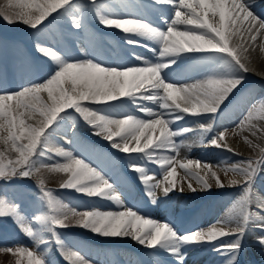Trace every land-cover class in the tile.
<instances>
[{"label":"snow or ice","instance_id":"snow-or-ice-1","mask_svg":"<svg viewBox=\"0 0 264 264\" xmlns=\"http://www.w3.org/2000/svg\"><path fill=\"white\" fill-rule=\"evenodd\" d=\"M258 7L264 8V0H8L0 8V18L39 33L44 39L37 38L34 47L52 67L46 79L16 90L7 87V72L0 69V182L35 177L39 204L28 216L14 196L0 190V224L11 220L33 245H4L0 251L15 256V264H57L50 253L54 245L66 264H97L94 255L73 248L60 231L80 227L104 238H130L161 256L158 264H185L187 250L204 245L219 254L221 264H240L246 241L264 255V197L253 190L264 172V147L244 136L260 154L241 157L228 143V131L216 130L229 118L228 108L222 107L228 102L243 112L235 125L241 134H264V96L245 109L253 90L240 92L251 71L249 51L257 46L264 51V18L256 12ZM89 16L104 28L118 30L126 45L145 48L152 57L133 51L123 63L100 58L91 43L95 36L88 32ZM58 21L66 22L71 47H57L63 35L50 29ZM80 33L88 39L82 40ZM189 62L200 78L176 82L181 65ZM21 71L31 74L32 69L27 64L14 68L15 73ZM189 116L196 118L195 127H173ZM204 117L207 122H200ZM78 121L125 154L126 167L137 174L153 204L158 192L163 198L182 193L185 182L193 193L239 186L240 194L226 215L184 232L173 222L141 214L126 203L131 193L122 194L123 185L112 178L116 162L79 136ZM189 133L199 146L240 159L229 163L224 157L219 171L198 158L178 159L181 147L193 145L177 138ZM61 137L67 147L53 150L54 138ZM149 164L160 169L161 179L149 174ZM43 170L67 174L60 188L97 203L66 202L47 187ZM221 171L232 174L228 183ZM103 202L116 210H102Z\"/></svg>","mask_w":264,"mask_h":264},{"label":"rangeland","instance_id":"rangeland-1","mask_svg":"<svg viewBox=\"0 0 264 264\" xmlns=\"http://www.w3.org/2000/svg\"><path fill=\"white\" fill-rule=\"evenodd\" d=\"M5 3L7 4L8 0H0V8L5 7L3 6V4ZM90 23H94L93 25H96L98 28H100L101 26L97 21L94 20H91ZM101 28L103 27L101 26ZM24 30L31 31L32 29L19 22L15 24H8L2 18H0V33ZM60 32H62L65 37L67 36L66 38H71L67 35V32H64L63 30H61ZM93 32L94 31H92L91 35L96 37L97 34ZM79 35L82 40L88 39V37H86L83 33H80ZM110 38L111 37H105L104 39H102L103 41L101 40V45L106 51L109 49H115L113 45H115L117 41L119 44H122L121 42H123L124 40L123 36L121 35H119V37L117 36L116 40L113 37L112 39ZM96 39L97 38H95L94 41H91L93 45L95 43L97 44V42L100 41ZM27 41L28 39L26 37H23L22 40L16 42L15 47H17L18 49H23V45L29 44V42ZM126 50L128 53L134 51L130 47H128ZM27 55L29 57H25L27 62H25L23 67L26 64H28L29 66L31 65V74H25L23 71L19 73L14 72L13 75H15L17 78H15V76L13 77V79L15 80H10L8 78V88L16 90L20 86L29 82L47 78V76L41 77L39 75V71H41V69L38 68L37 65H34L35 60H31V55L29 53ZM50 70L51 68H49V71ZM247 77H249V75ZM13 81H15V85L12 84ZM179 83H182V81H180ZM258 97H262V95L256 97L254 96V98L256 99ZM229 109H231V111H229V118L220 121L216 125V130L222 131L226 129L228 131V143L235 151L241 154V157L258 156L260 154L259 150L253 149L244 140V136H248L249 139L253 140V143L259 144L261 147H264V134L257 133L256 136H251L247 131L241 134L235 127L241 116L234 115L237 110L233 109V107L228 108V110ZM135 114L143 115L139 112H136ZM186 122L188 124H186ZM200 122H207V120H204V118H202ZM182 125L195 127L196 118L190 116L186 117L185 120L173 125V127L178 128ZM76 130L84 141H87L88 143L95 145L100 149H103L116 162L117 170L112 173L114 174L112 175V178L115 181H119L120 184L123 185V188L121 189L122 194L125 191H129L131 193L130 197L126 198V203L128 204V206L134 207V210H137L141 212V214H146L152 218L161 221L173 222L181 232L193 230L198 227L203 228L209 226L217 218L226 215L225 211L230 207L232 201L240 194L241 189L239 186L223 189H218L214 186L211 192L197 191L193 193L187 188V184L185 182V188L182 193L176 191L170 194L168 198H163L162 195L158 192V202L156 204H153L145 196L144 186L138 179L137 174L129 171L126 167L123 153H119L116 150L112 149L107 141L102 140L98 136L92 135L90 129L86 127L82 121L77 122ZM233 132H235L236 134L232 135ZM54 141H56L55 138L53 142ZM58 143L59 145L50 147L53 150L59 146L67 147V145L64 144L63 140L62 142L58 141ZM191 144L194 148L191 147L189 149L187 147H181L180 154L177 157L178 159L198 158L202 161L210 162L213 168L218 171L220 170L218 167L219 162L224 157H229V163L240 159V157H232L229 153L223 152L215 147L199 146L198 142L196 141V137L193 134ZM14 155L15 154L13 153L12 156L14 157ZM119 156L121 157V159ZM119 159L121 160V162ZM88 162L92 161L89 160ZM93 166L96 165L94 164ZM148 168L150 170V175H155L157 179L162 178L161 171L156 165L149 164ZM178 172H180V176H183V170H178ZM220 174L221 179L225 183H228V180L232 177L231 173L228 176H225L221 171ZM43 176L46 180L47 187L56 189V194L65 198L66 202L68 200H71L74 203L81 205L97 203L95 199H89L72 190L60 188V184L67 178V174L52 173L47 170H43ZM236 178L242 179V177L239 176H237ZM193 184L194 186L199 187V185H197L194 180ZM0 190L6 191L9 195L14 196L17 202L20 203L22 211L28 216H31L39 208V204L36 200L37 187L35 177L31 179L24 178L18 181H14L11 184L0 182ZM253 190L260 196L264 197V172H261L260 175L256 178ZM100 207L102 210H116L115 206L108 202H103V204L101 203ZM60 231L62 232V236L66 240V242L73 248H78L83 251H89L92 255H94L97 264H158V261L162 258L161 256L152 253L150 250L144 248L130 238H104L80 227L61 229ZM4 245H26L29 247H33L32 242L11 220H7L3 224H0V246ZM246 245V250L242 252L240 257V264H264V255H261L259 247L252 244L251 241H246ZM187 251L188 256L185 264H221V257L219 256V254L211 250L210 245H204L198 248H189ZM50 253L52 258L57 261V264H66V262L61 258L60 254L56 251L54 245L50 249ZM15 260L16 257L12 254L0 251V264H15Z\"/></svg>","mask_w":264,"mask_h":264},{"label":"bare ground","instance_id":"bare-ground-1","mask_svg":"<svg viewBox=\"0 0 264 264\" xmlns=\"http://www.w3.org/2000/svg\"><path fill=\"white\" fill-rule=\"evenodd\" d=\"M5 5H6V3L3 4V6H5ZM256 12L258 14H260L262 18H264V8H259L258 7L256 9ZM91 20L92 21L93 20L96 21L94 17L89 16L87 23L90 22ZM97 25H99V24H97ZM100 28H101V26H100ZM102 29H103L102 33H98L96 35V37H95V38H97L100 41H101L103 36H108V37H113V38L117 37V36L119 37V35L122 36V34L118 30L107 29V28H104V27ZM61 30H63L64 32H67V24H66V22H63V21L55 22L51 26V29H50V31H54L57 34L63 35V33L60 32ZM42 31H43V29H42ZM92 31H93L92 28L90 26H88V32L90 34H92ZM23 37H26L28 39L27 42H29V44L23 45V49H21V48L18 49L17 47H15L16 42L19 41V40H22ZM66 37H65V35H63V40H62V42L60 44L57 45V47H65V46L71 47L72 46V38H66ZM37 38H40L41 40L44 39L43 37H40V34L36 33L34 30H31V31L24 30V31L0 33V69L6 70L7 76H8V78L10 80H15V79H13V77L15 76V75H13L14 74V68H16L17 66H19L21 68L23 67L25 62H27L25 57L28 56L27 55L28 53L32 57L31 60L32 59L35 60L34 65H37L38 68L41 69V71H39L40 72L39 75L41 77H44V76L48 75L49 68H51L52 65L49 63V61L47 59H45L35 49L34 42L37 40ZM110 39H112V38H110ZM260 43H262V41H260L259 38H258L257 44L259 45ZM46 46H52V44L49 43V42H46ZM81 46H83V45H81ZM113 46H114L115 49H113V50L109 49L107 51L104 50V49L100 50L98 48V45H96L94 47L99 49V52H97L96 54L100 55V58L106 59L109 62H112V60H114V59L117 60V62H119V63L125 62V60H127L128 56H129V53L126 50L128 47H130L131 49L136 51V53H139V54H141V55H143L145 57H149V58L152 57V53L149 52L147 49L142 48V47L133 48L131 46L126 45L124 40H123L122 44L117 43L116 45H113ZM121 57L124 58V59H118V58H121ZM28 59H30V58H28ZM129 63H135V62L134 61H129ZM247 63H248V67L250 68L251 71L248 74L249 77H247L244 86H242V88L240 89V92H244L245 89H252L253 90V94L247 100V103H245L243 105V107L245 109L247 108L248 104H251L254 100H256V98H254V96L255 97L259 96V95L264 96V78H262V77H264V51H262L259 46H257L254 49L250 50L249 53H248V61H247ZM181 69H182V72H181L180 76L177 78L176 82L182 81V83H190V82L193 81V79L200 78L199 74H194V65L191 62L181 65ZM15 78H17V77L15 76ZM14 82L15 81H13L12 84H14ZM239 94L240 93L238 92L235 95L238 96ZM245 95L247 96L248 94L246 93ZM234 99H235V96L230 98V100H234ZM227 103L228 102H226L225 107L232 108L231 105L229 103L228 104ZM93 107H95V106L93 105ZM69 111L71 112V110H69ZM229 111H231V109H229L228 112ZM242 113H243L242 111L237 110L234 113V115L235 116L236 115L241 116ZM191 120H192V118H191ZM204 120H207V118L204 117ZM186 124H188V123L186 122ZM261 126L264 127V122L261 123ZM177 139L178 140L179 139H184L185 140V144H191L192 133H189L186 136L180 137V138H177ZM62 140H63L62 137L60 139H56V141H54L51 146L53 147L55 145H59L58 141L62 142ZM192 148H194V147L192 146ZM179 154H180V151H179ZM120 159H121V157H120ZM120 162H121V160H120ZM115 170H117V169H115ZM116 172H118V171H116ZM112 175H114V174H112ZM103 206H105V205H103ZM225 212H227V210Z\"/></svg>","mask_w":264,"mask_h":264}]
</instances>
